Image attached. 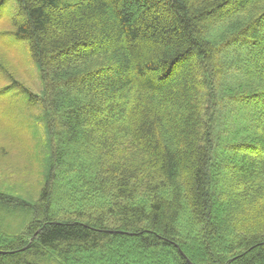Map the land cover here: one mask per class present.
Instances as JSON below:
<instances>
[{
    "label": "trees",
    "instance_id": "trees-1",
    "mask_svg": "<svg viewBox=\"0 0 264 264\" xmlns=\"http://www.w3.org/2000/svg\"><path fill=\"white\" fill-rule=\"evenodd\" d=\"M0 9L52 151L36 201L0 189V264H264V0Z\"/></svg>",
    "mask_w": 264,
    "mask_h": 264
},
{
    "label": "rangeland",
    "instance_id": "rangeland-1",
    "mask_svg": "<svg viewBox=\"0 0 264 264\" xmlns=\"http://www.w3.org/2000/svg\"><path fill=\"white\" fill-rule=\"evenodd\" d=\"M6 12L0 9V189L36 201L52 158L46 117L26 94L7 87L15 80L43 96L45 86L27 43L1 36L14 31Z\"/></svg>",
    "mask_w": 264,
    "mask_h": 264
}]
</instances>
